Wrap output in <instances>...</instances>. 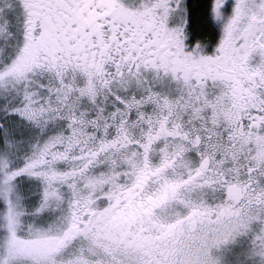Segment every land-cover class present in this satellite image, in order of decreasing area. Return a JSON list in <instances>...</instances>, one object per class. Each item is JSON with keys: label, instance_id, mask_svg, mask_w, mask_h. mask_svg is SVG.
I'll use <instances>...</instances> for the list:
<instances>
[{"label": "snow or ice", "instance_id": "snow-or-ice-1", "mask_svg": "<svg viewBox=\"0 0 264 264\" xmlns=\"http://www.w3.org/2000/svg\"><path fill=\"white\" fill-rule=\"evenodd\" d=\"M0 264H264V0H0Z\"/></svg>", "mask_w": 264, "mask_h": 264}]
</instances>
